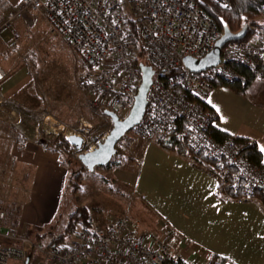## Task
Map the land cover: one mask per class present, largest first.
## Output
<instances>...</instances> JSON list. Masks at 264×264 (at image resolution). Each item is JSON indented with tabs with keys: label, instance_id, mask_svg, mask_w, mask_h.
Instances as JSON below:
<instances>
[{
	"label": "built area",
	"instance_id": "1",
	"mask_svg": "<svg viewBox=\"0 0 264 264\" xmlns=\"http://www.w3.org/2000/svg\"><path fill=\"white\" fill-rule=\"evenodd\" d=\"M210 1L220 7L231 3ZM38 18L72 52L75 86L85 106L103 124L98 127L81 119L71 127L38 110L35 114L42 123L34 129L35 139L42 133L60 136L77 159L79 154L94 151L113 126L105 111L114 112L119 120L130 111L140 83L135 58L141 48L153 75L143 115L128 132L144 143L157 136H174L201 151L214 159L216 168L207 172L218 182L225 183L230 176L234 191L237 181L243 182V193L234 198L237 202L254 200L264 213V201L251 193L257 188L264 196V167L247 162L233 141L219 142L212 137L215 115L206 103L213 82L242 77L238 66L254 71V80L264 83V16L246 27L242 38L222 46L216 65L198 72L189 70L183 59L205 56L228 27L225 22L218 25L199 0H17L0 22V37L6 34L7 45L18 44L23 37L18 25L29 30ZM5 77L0 64V117H8L16 126L14 111L5 109L10 102L1 88ZM72 135L80 138L79 149L69 141ZM231 169H235L233 173ZM4 218L0 208V264H8L10 259L27 264L33 254L40 256L39 264H167L180 259L170 245L168 225L140 229L125 213L89 211L86 227L68 235L49 231L35 240L7 228Z\"/></svg>",
	"mask_w": 264,
	"mask_h": 264
},
{
	"label": "crops",
	"instance_id": "2",
	"mask_svg": "<svg viewBox=\"0 0 264 264\" xmlns=\"http://www.w3.org/2000/svg\"><path fill=\"white\" fill-rule=\"evenodd\" d=\"M16 2L0 0V20ZM6 40L3 34L2 51ZM5 79L1 88L7 97ZM247 97V91L214 86L206 103L217 116L213 127L253 141L264 163V105L246 102ZM129 150L135 155L115 167L113 177L128 197L152 212L157 223L169 226L170 245L180 259L206 264L209 255L216 254L227 259L225 264H264V213L256 201L220 200L214 195L218 184L214 176L154 141L133 140ZM10 152L31 168V174L17 223H6L4 212V225L24 235L28 226L53 223L68 172L61 155L38 141L24 138L21 145L13 143Z\"/></svg>",
	"mask_w": 264,
	"mask_h": 264
},
{
	"label": "rangeland",
	"instance_id": "3",
	"mask_svg": "<svg viewBox=\"0 0 264 264\" xmlns=\"http://www.w3.org/2000/svg\"><path fill=\"white\" fill-rule=\"evenodd\" d=\"M18 26L23 34L19 43L6 44V51L0 49V63L8 72L4 84L7 86V98L10 102L5 105V109L13 110L14 117L17 116L16 126L8 117H0V208L6 213L5 222L9 224L17 223L31 174V168L16 161L10 152L14 142L9 134V130L11 131L9 126L19 133L23 131L28 140L39 142L43 139L47 142L58 136L53 133L48 135L42 133L39 139H35L34 129L40 127L42 123L41 118L35 114L38 110L71 127H76L81 119L90 121L98 127L103 124L85 106L83 95L75 86V58L72 52L49 33L48 26L40 18L29 30L24 26ZM247 93L246 102L264 105L263 82L253 80ZM133 140L139 139L132 137L129 132L119 139L122 152L115 155L107 167H95L92 171L84 168L79 178L80 187L76 191H69L64 182L66 187L61 190L59 203L57 202L56 215L52 220L53 222L56 220L54 224L47 222L36 226L26 225L28 227L25 228L24 235L33 239L38 231L62 230L68 213L81 205L87 206L88 212L95 214L102 211L111 214L125 213L138 222L140 229L158 230L164 227V223L156 222L152 212L136 203L137 199L128 197L113 177L114 168L125 164L127 159L135 155L129 150V144L131 145ZM68 155L73 162L80 163L70 152ZM115 188L124 195L117 193ZM38 258L40 256L33 254L28 264H39ZM8 264L21 263L16 259H10Z\"/></svg>",
	"mask_w": 264,
	"mask_h": 264
},
{
	"label": "trees",
	"instance_id": "4",
	"mask_svg": "<svg viewBox=\"0 0 264 264\" xmlns=\"http://www.w3.org/2000/svg\"><path fill=\"white\" fill-rule=\"evenodd\" d=\"M199 4L201 7L217 22L218 25H221L222 22H225L229 29L233 32H237L243 26L248 27L251 24L257 23L261 16H264V0H231V3L228 7H220L214 2L210 0H199ZM135 42L139 46L140 40L138 38V33L135 32ZM136 64L138 66L139 63H147L143 50L139 48L137 56L135 58ZM237 70L241 74V78L235 79L233 81H216L213 82L214 86H226L230 88V90L236 93H245L248 87L253 83L254 80V71L249 70L246 67L238 66ZM207 108L211 109L208 105ZM212 110V109H211ZM213 112V111H212ZM215 119L217 118L216 114ZM9 134L13 139L14 143L21 145L24 142V137L17 131H15L12 126H9ZM210 133L212 137L219 142L233 141V143L237 146L239 150V154L251 165L256 167H264V163L262 162L261 152L255 145L253 141L244 137H238L234 135H230L224 131H221L217 128L212 127L210 129ZM154 142L162 146L168 151L178 153L182 156L187 157L192 163L203 168L204 170H208L209 168H216L215 161L212 158L205 156L201 151H195L189 148L185 143L177 140L174 136H157L154 139ZM46 147L52 151H56L61 155V161L66 167L68 174L66 177L65 185L69 188V191L74 192L79 187V178L84 167L80 163H75L69 158V146L68 143L58 137L54 140H50L46 142ZM115 155L120 154L122 152V148L120 144L117 143ZM113 155L112 158L115 156ZM111 158V159H112ZM112 162L109 161L105 167L110 165ZM235 169H231L230 172L233 173ZM230 175V173H229ZM238 182V190L234 191L232 189V185L230 184V176L227 182L220 183L218 182L217 187L214 191V195L220 200H235L234 198L237 195H241L243 192L241 190L243 182L241 180ZM64 185V186H65ZM65 186V187H66ZM115 191L121 195H124L122 191L118 188H115ZM253 195L257 198L262 199L264 201V196L260 191L256 188L251 191ZM88 214V208L85 205L76 206L73 211L68 213L66 223L62 230L58 231L62 235H68L78 227H86L85 219ZM56 220L54 219V222ZM53 222V224H54ZM53 225L50 226L52 228ZM49 232V231H48ZM57 232V231H53ZM47 232H37L35 233L33 239H39L43 237ZM32 256V255H31ZM31 258V257H30ZM30 260V259H29ZM39 260V259H38ZM37 260V261H38ZM226 258L216 255L210 254L206 264H225ZM29 263V261H28ZM27 263V264H28ZM167 264H190L182 259H179L176 262H168Z\"/></svg>",
	"mask_w": 264,
	"mask_h": 264
},
{
	"label": "water",
	"instance_id": "5",
	"mask_svg": "<svg viewBox=\"0 0 264 264\" xmlns=\"http://www.w3.org/2000/svg\"><path fill=\"white\" fill-rule=\"evenodd\" d=\"M245 33L246 26H243L237 32H232L229 27H224L223 34L205 56L200 59L186 57L183 59V64L193 72L205 70L207 67L214 66L219 61V54L222 46L229 40L242 38ZM138 68L141 75L140 83L137 87L134 102L128 115L124 119L119 120L114 112L105 111V114L111 117L113 124L112 129L94 151L78 155L79 162L88 171H92L95 167L104 166L109 163L112 156L116 153L115 146L119 139L135 126L143 115L146 105V93L151 83L153 69L151 66L143 63H139ZM69 141L74 145L75 149L80 148L81 141L79 137L72 135L69 137ZM39 142L43 145L46 144L43 139Z\"/></svg>",
	"mask_w": 264,
	"mask_h": 264
},
{
	"label": "snow or ice",
	"instance_id": "6",
	"mask_svg": "<svg viewBox=\"0 0 264 264\" xmlns=\"http://www.w3.org/2000/svg\"><path fill=\"white\" fill-rule=\"evenodd\" d=\"M211 103V101H209ZM215 107V105H213ZM219 111V109H217Z\"/></svg>",
	"mask_w": 264,
	"mask_h": 264
},
{
	"label": "bare ground",
	"instance_id": "7",
	"mask_svg": "<svg viewBox=\"0 0 264 264\" xmlns=\"http://www.w3.org/2000/svg\"><path fill=\"white\" fill-rule=\"evenodd\" d=\"M146 106V105H145Z\"/></svg>",
	"mask_w": 264,
	"mask_h": 264
}]
</instances>
